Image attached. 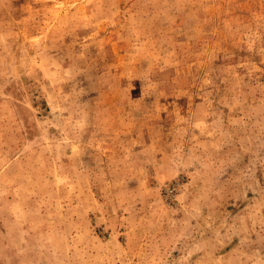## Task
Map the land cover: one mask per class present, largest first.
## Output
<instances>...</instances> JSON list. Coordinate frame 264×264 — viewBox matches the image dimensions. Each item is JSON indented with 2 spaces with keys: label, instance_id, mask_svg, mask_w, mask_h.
I'll return each instance as SVG.
<instances>
[{
  "label": "rangeland",
  "instance_id": "obj_1",
  "mask_svg": "<svg viewBox=\"0 0 264 264\" xmlns=\"http://www.w3.org/2000/svg\"><path fill=\"white\" fill-rule=\"evenodd\" d=\"M0 264H264V0H0Z\"/></svg>",
  "mask_w": 264,
  "mask_h": 264
}]
</instances>
